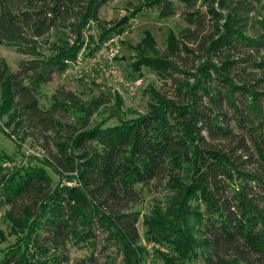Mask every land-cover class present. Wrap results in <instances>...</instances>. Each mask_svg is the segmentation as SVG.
Masks as SVG:
<instances>
[{"label":"trees","instance_id":"obj_1","mask_svg":"<svg viewBox=\"0 0 264 264\" xmlns=\"http://www.w3.org/2000/svg\"><path fill=\"white\" fill-rule=\"evenodd\" d=\"M110 1L0 0V40L29 57L17 71L0 61V119L47 153L0 171L3 220L17 237L3 247L0 229V264H70L69 244L97 250L101 236L99 253L115 252L107 264H264V17L252 19L263 0H147L161 18L184 8L188 27L163 52L147 32L131 65L171 80L172 96L150 90L149 111L128 117L112 91L84 102L60 89L42 108L41 86L87 38L92 55L121 34L100 19ZM151 188L166 193L143 217L144 244L134 206Z\"/></svg>","mask_w":264,"mask_h":264},{"label":"rangeland","instance_id":"obj_2","mask_svg":"<svg viewBox=\"0 0 264 264\" xmlns=\"http://www.w3.org/2000/svg\"><path fill=\"white\" fill-rule=\"evenodd\" d=\"M147 0H111L100 11V19L107 23V27H111L119 24L124 18H128V21L119 24L123 25L121 31L122 35V57L119 61L122 74L126 80V83L115 84L106 75H99L84 72L82 76L77 75V71L73 65L65 73H58L54 75L52 81L45 83L41 86L38 97L41 107L48 109L53 103V95L60 89H66L73 91L79 95L84 101H88L93 97L99 96L101 92L108 93L113 92L114 88H119L114 94H119L124 99L122 106V112L124 115L131 117L139 114H145L149 111V105L151 100L150 90H156L163 95L172 96L175 90L174 84L171 80L166 82L161 79L155 71L147 66H143L141 72H134L131 65L136 58L135 46L142 42L146 37V33L149 32L156 41V47L161 51H165L169 40L170 33H176L180 35V32L188 27L185 22L182 12L183 6L177 4V12L167 18H161L158 8L145 6ZM262 8L259 11H254L252 14L254 21L258 18L264 17V0L262 1ZM142 6L143 9L138 12L135 17L132 18V13L136 11L138 7ZM257 13V14H255ZM257 15V17L255 16ZM255 17V18H254ZM101 33L100 27L96 22L92 21L88 28L87 36H93L95 42L99 34ZM118 33V31H116ZM95 43H91L87 38L85 49L87 52L94 47ZM85 51V52H86ZM150 50H148L149 52ZM44 52H47V46L44 48ZM86 57L92 56L90 53L85 54ZM23 59H29L28 55L21 54L17 48L9 45L8 43L0 40V61L4 60L13 71H17L20 66V62ZM88 67L90 66L87 63ZM192 66L194 65L191 64ZM178 77L180 73H175ZM141 80L142 84L137 90L135 96L130 95V87L133 81ZM115 100L111 104L103 106L95 118H100V113L113 107ZM108 114H105L107 116ZM101 119V118H100ZM7 117L4 116L0 119V126L7 132L12 134L10 138L4 131L0 129V171L3 173L14 170L17 167H23L29 165L31 162L37 163L38 159H42L47 156V153L40 144L34 143L32 139L23 137L22 133H16L13 125H7ZM111 123H117V118L113 117L110 120ZM9 158H8V157ZM14 159V160H11ZM166 192L163 190L158 191L155 188L148 189L143 197L142 201L134 206V210L140 211L141 220L138 223L139 231L143 237L142 242L146 244L144 240L145 226L143 224V217L149 215L154 208L156 202L164 201V195ZM8 206L5 204L0 205V229L4 231L6 240L2 241V246H6L14 242L17 237L15 234L10 233V226L8 222L3 220L5 212L8 210ZM101 236L97 250L93 247L82 246L78 247L73 244H69L70 248V264H80L86 260L88 262L89 256L96 255V259L99 264H107L114 257L115 252L113 248L107 250L105 254L99 253L103 244ZM119 258L120 261V257ZM160 260H156L155 264H159ZM88 264H93L88 262ZM192 264H206L203 258L199 257L194 259Z\"/></svg>","mask_w":264,"mask_h":264},{"label":"built area","instance_id":"obj_3","mask_svg":"<svg viewBox=\"0 0 264 264\" xmlns=\"http://www.w3.org/2000/svg\"><path fill=\"white\" fill-rule=\"evenodd\" d=\"M119 1V0H116ZM87 54L84 50L80 52L77 59L72 63L77 71L78 76H82L84 72L93 73L99 75H106L111 79L115 84L126 83V80L122 74V70L119 64V61L122 57V35L120 33H114L104 41H102L95 53L86 57ZM87 63L90 65L88 67ZM142 81H133L130 87V95L135 96L137 90L141 86ZM119 88H114L113 92L115 93ZM153 244H149L148 248L152 250ZM156 247H158L156 245ZM151 260L147 262L150 264Z\"/></svg>","mask_w":264,"mask_h":264},{"label":"water","instance_id":"obj_4","mask_svg":"<svg viewBox=\"0 0 264 264\" xmlns=\"http://www.w3.org/2000/svg\"><path fill=\"white\" fill-rule=\"evenodd\" d=\"M127 21H128V18L126 17V18L122 19L119 24H123V23H125Z\"/></svg>","mask_w":264,"mask_h":264}]
</instances>
